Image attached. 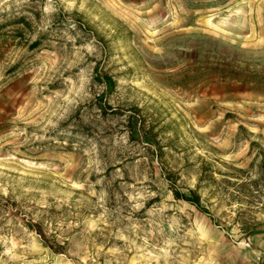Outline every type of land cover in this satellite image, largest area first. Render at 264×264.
<instances>
[{
  "label": "rangeland",
  "instance_id": "1",
  "mask_svg": "<svg viewBox=\"0 0 264 264\" xmlns=\"http://www.w3.org/2000/svg\"><path fill=\"white\" fill-rule=\"evenodd\" d=\"M0 264H264V0H0Z\"/></svg>",
  "mask_w": 264,
  "mask_h": 264
},
{
  "label": "trees",
  "instance_id": "2",
  "mask_svg": "<svg viewBox=\"0 0 264 264\" xmlns=\"http://www.w3.org/2000/svg\"><path fill=\"white\" fill-rule=\"evenodd\" d=\"M184 199H186V200H188V201H190L192 204H194L198 209H200V210H202L203 208H201L200 206H199V204H198V201L197 200H192V199H190V198H184Z\"/></svg>",
  "mask_w": 264,
  "mask_h": 264
}]
</instances>
